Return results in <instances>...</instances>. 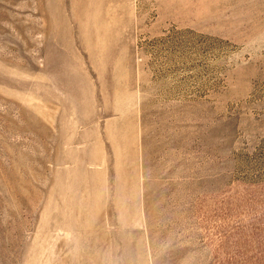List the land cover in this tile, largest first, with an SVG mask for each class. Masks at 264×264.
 Masks as SVG:
<instances>
[{"label": "rangeland", "instance_id": "obj_1", "mask_svg": "<svg viewBox=\"0 0 264 264\" xmlns=\"http://www.w3.org/2000/svg\"><path fill=\"white\" fill-rule=\"evenodd\" d=\"M0 264H264V0H0Z\"/></svg>", "mask_w": 264, "mask_h": 264}]
</instances>
